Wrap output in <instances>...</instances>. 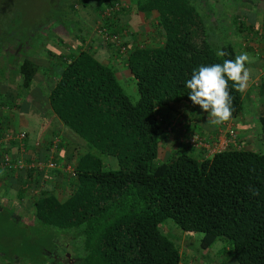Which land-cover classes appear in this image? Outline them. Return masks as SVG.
Returning <instances> with one entry per match:
<instances>
[{"label":"trees","instance_id":"1","mask_svg":"<svg viewBox=\"0 0 264 264\" xmlns=\"http://www.w3.org/2000/svg\"><path fill=\"white\" fill-rule=\"evenodd\" d=\"M105 1L97 22L108 36L101 33L109 49L106 62L85 47L58 54L64 59L51 61L58 77L47 88L36 79L41 65L24 48L20 52L14 70L19 76L16 95L30 98L38 85L51 111L78 137L77 144L85 152L79 155L74 174H68L72 189L64 198L47 186L39 188L40 181L44 182L39 176L42 168H22L21 179L14 175L21 169L0 165V170L15 176L13 198L22 202L28 194L27 209L33 220L24 224L33 232L24 231L23 245L14 247L19 250L17 257L4 255L19 258L21 264H51L68 250L61 240L65 236L74 247L75 264H179V247L160 226L171 218L183 231L197 233L202 248L227 239L229 255L238 264H264V150L228 146L206 154L204 148H197L203 149L198 156L192 153L196 147L184 141L182 148L165 158L159 156L160 135L164 134L159 113L177 115L187 106L196 114L203 111L190 100L186 81L201 65L234 59L235 47L221 38L210 39L211 43L204 15L187 0H136L137 10L157 12L159 40L132 42L124 39V27L118 25L128 5ZM115 2L119 7L102 15ZM220 51L226 55L220 57ZM118 57L135 79L136 100L117 77L113 61ZM229 85L235 117L243 110V93ZM182 117L178 122L191 127L193 118ZM259 121L264 133V112ZM8 142L16 145L14 140ZM3 151L9 152L1 147L0 161ZM21 153L19 149L11 152L12 160ZM49 157L39 149L24 158L44 162ZM9 203V220L20 221L13 210L16 201Z\"/></svg>","mask_w":264,"mask_h":264},{"label":"rangeland","instance_id":"2","mask_svg":"<svg viewBox=\"0 0 264 264\" xmlns=\"http://www.w3.org/2000/svg\"><path fill=\"white\" fill-rule=\"evenodd\" d=\"M84 2H86L85 6H83ZM105 5V0H0V42L1 40L10 41L8 46L5 44L0 45V110L8 109L7 112L11 114V112L16 110L18 105H20L22 95H16L19 89L16 90L17 92L15 91L19 76L14 71L21 58L20 52L22 51L19 48L20 44H23L24 50L30 52L34 58V53H36L37 62L42 67L40 73L36 75V79L42 82L45 87L49 88L48 86H51L50 84H52L55 78L48 76L49 71L45 72V66L49 65V61L56 62V59H59L63 62L64 59L61 57L58 58V54L61 53L57 52L55 49H67L66 46H70L77 50L79 47H85L93 52L94 46L101 45L98 49H100V53H103L104 49L107 48L106 41H104L102 34L99 32V24L97 22L99 19L98 16L101 13V7ZM129 9L131 8L128 7L124 12L126 13ZM126 14L128 15V19L130 17V21L132 20V25L134 26L137 17L132 15V12L129 11ZM119 18H121V14ZM111 27L114 28V26ZM206 28L210 40L212 39L213 33L210 31L209 25H207ZM119 33L123 34L120 30ZM65 35H70L69 38L76 44H70V41H67L68 39L63 38ZM73 36L76 38L73 39ZM59 37L67 42L66 45L62 44V42L60 43L57 39ZM156 39L159 40V36H156ZM86 40H88L87 43ZM210 42L212 43L211 40ZM35 49L37 52H35ZM12 54H14V56H12ZM8 57L10 61L7 60ZM105 57L101 55L102 60L105 61L109 59H105ZM117 59V61H112L117 66V77L120 84L130 98L136 100L138 91L135 79L132 74H128V69L123 59L121 57ZM186 108L187 111H182V115H187L190 106ZM181 114H168L165 110L159 113V117L163 119L165 134L162 133L160 135V158H165L172 152L173 146L179 149L182 148L183 145H181V143H185L184 141H186L185 139L189 134L197 135L202 138L201 140L205 142L209 148L213 146L216 147L218 144V129L220 125L209 126L199 121V123L196 124L194 120L191 127H188L189 125L186 127L180 124L176 119L177 116ZM254 122L256 123L253 129L257 135L255 136L254 133L253 137L246 136L249 139L245 142H241L237 140L238 137L236 134V144H231L230 146L252 149H258L260 147L261 150H264V133L260 131L261 123H259L257 119H255ZM10 128L11 130H15L11 126ZM215 128L216 131H213ZM57 132L62 135L66 142L72 144L70 145V149L65 150L62 148L59 153L56 150H49V152H47L48 156H52L59 164L58 169L61 172L42 167V173H39V176L41 175L44 182L40 181L41 186H39V188L43 186V189L47 186L51 188L53 193L57 196L64 198L72 189L71 179L68 174H71L74 170V165L79 155L85 152V148L77 144L78 137L72 132L65 133L60 130H57ZM25 133L26 138L23 140L24 150L22 151L24 157L31 156L38 148H43V145L45 146L48 144V142L46 144L45 140L43 141V139L38 138V144L33 141L34 145H32V141L30 142L27 139L28 135L26 131ZM40 141L44 144L41 145ZM30 146H33V148ZM35 146H37L36 149H34ZM6 148L10 153H18V148L17 150L16 148H11L8 141H6ZM45 148H47V146H45ZM198 148H204L207 154V148L204 146ZM11 149L14 151H11ZM114 165H116V163H114ZM24 173L25 171L21 169L14 172V175L22 179ZM14 175L9 176L8 170H0L2 180L5 179L4 182L0 183V264H21L19 258L13 260L12 255L5 256L4 254L11 253L17 257L19 250L16 249L15 251L14 247H17L18 244L23 245L24 239L27 238L24 231H28V233H26L27 235L33 232L31 226H24V224L33 223L31 213H29L27 209L30 205V202H28L30 199H26L28 194L24 195L22 202L13 198L15 194L14 191H16L11 183L16 181ZM35 175L37 174H34V176ZM39 188H36V190L39 191ZM29 189L31 190V188L28 187V190ZM36 190L34 189L33 192L36 193ZM14 201H16V203L13 210L19 214L20 221L11 222L8 217L7 208H12V206L7 205V203H13ZM160 226L166 235L176 241L181 255L179 264H238L236 260L229 255L228 248L230 242L227 239H217L212 246L202 248L199 245V235L197 233L183 231L171 218L164 220ZM61 240L68 247V250H66L64 255L56 257L51 264H56L59 259L63 260V264H75L76 258L74 261L72 257L75 254L74 247L68 245V242H71L70 238H65L64 236ZM56 248H58V250L61 249V247ZM34 251L35 250H33V252ZM33 252L31 255H33Z\"/></svg>","mask_w":264,"mask_h":264},{"label":"crops","instance_id":"3","mask_svg":"<svg viewBox=\"0 0 264 264\" xmlns=\"http://www.w3.org/2000/svg\"><path fill=\"white\" fill-rule=\"evenodd\" d=\"M119 1L126 3V5L131 8L132 15L137 17V20L135 21L136 23H134L133 26L130 17L128 19L126 13H121V18H119L120 24L118 25L124 27V39L134 42L146 38L148 44L155 41L157 36L156 31L159 30L157 26V12L151 10L150 12L143 13L142 11L137 10L136 0ZM187 1L192 5H195L198 8V11L204 15L206 26L209 25V29L213 33L212 39H226L233 44L236 54L247 52L254 60L253 63L247 65L251 71V79L247 91L243 93V110L237 116L231 117L228 121V123L232 124L235 128L238 137L237 140L245 142L249 139L247 138L248 136L253 137L254 133L255 136L257 135L253 129V126L256 123L254 121L257 119L260 123L259 114L264 112V36L261 32L264 28V0ZM83 4L85 5L86 3ZM237 20H240L242 23L238 24ZM69 37L70 35L63 36L64 39L70 41V44H76ZM63 38L61 39V37H59L57 39L60 43L62 42V44L66 45L67 42H65ZM72 38L75 39L76 37L73 36ZM87 41L88 40H86V43ZM9 42V40H1V44L3 45L5 44L8 46ZM66 47L67 49L58 48L55 50L64 55L76 51L75 48L73 49L70 46ZM94 47L93 53L100 59L101 55L104 57L106 56L105 59L110 58L108 48H105L104 52L100 53V49L98 48L101 47V45ZM19 48L22 51L23 44H20ZM35 52H37L36 49ZM35 60L37 61V56H35ZM106 61L107 60H102V62ZM50 63L51 62L49 61V65L45 66V72L49 71L48 76L56 79L57 74L55 76V72H51L53 70H51ZM29 94L30 98L22 97L20 105H18V108L13 110L11 114L10 112H7L8 109L0 110V132L4 128H10V126L15 130L23 129L27 132V139L30 142L32 141V145H34L33 141L38 144V138L43 139V141L45 140L46 144L48 142V144L45 145L47 148H45L43 145L44 143L40 141L45 149L38 148L37 150L40 149L44 152L56 150L59 153L62 148L65 150L70 149L72 143L66 142L57 130L64 131L65 133L71 131L58 120L56 113L51 111L50 104L48 103L49 101L47 100L48 97L43 94L38 85L33 87ZM192 109V107L188 108L187 115H183V117L193 118V120L196 121V124L201 122L206 125L208 124L209 126L214 125L208 122L207 113L201 111L199 112L200 114H196ZM182 111L186 112L187 108H184ZM180 117L181 115L177 116L176 119H179ZM216 128L213 131H216ZM0 146L2 149L6 148V141H1ZM9 146L13 149L16 148L17 150V146L14 144H9ZM30 147L33 148V146ZM36 147L37 146H35L34 149H36ZM13 149H11V151H14ZM176 149L178 148L173 146V151ZM202 150L203 149L198 150L196 148L192 150V153L199 156L203 154ZM4 181L5 179L2 180V176H0V183Z\"/></svg>","mask_w":264,"mask_h":264},{"label":"clouds","instance_id":"4","mask_svg":"<svg viewBox=\"0 0 264 264\" xmlns=\"http://www.w3.org/2000/svg\"><path fill=\"white\" fill-rule=\"evenodd\" d=\"M218 55L224 57L226 53L220 51ZM253 62L250 54L243 52L234 59L201 65L193 71L186 81V87L190 90L188 96L194 105L200 106L208 114L209 123L222 125L231 119L234 107L229 82L237 92H246L251 79L247 65Z\"/></svg>","mask_w":264,"mask_h":264},{"label":"built area","instance_id":"5","mask_svg":"<svg viewBox=\"0 0 264 264\" xmlns=\"http://www.w3.org/2000/svg\"><path fill=\"white\" fill-rule=\"evenodd\" d=\"M122 4V3H121ZM120 4L116 3L114 4L113 7H107L102 15H107L110 13V11L113 8H118ZM99 32L103 34V36H107L106 34V29L99 28ZM264 34V28L261 31ZM236 131L234 129V127L232 126V124H229L228 122L223 123L222 126L219 127L218 129V144L217 146H213L212 148L208 147L205 142H203L199 136L197 135H189L185 140L186 142H188L190 145L198 148L200 146H204L205 148H207V154H212L215 151L224 149L228 146H230L231 144H236ZM26 138V133L23 130H11L8 128H5L4 131L2 132V136L0 137V142L1 141H10V140H14L16 142L17 148L21 151L24 150V143L23 140ZM11 154L7 151H3L2 153V157H1V161H0V165L4 168V169H10V167H13L15 169H22L24 167H31V166H38L39 168L45 167V168H59V164L55 161V159H53L52 156H50L46 161H31V162H27L23 156V154L21 153L19 156H17L15 159L11 158ZM69 169V168H68ZM72 174H74V170L72 171Z\"/></svg>","mask_w":264,"mask_h":264},{"label":"flooded vegetation","instance_id":"6","mask_svg":"<svg viewBox=\"0 0 264 264\" xmlns=\"http://www.w3.org/2000/svg\"><path fill=\"white\" fill-rule=\"evenodd\" d=\"M1 48V47H0Z\"/></svg>","mask_w":264,"mask_h":264}]
</instances>
